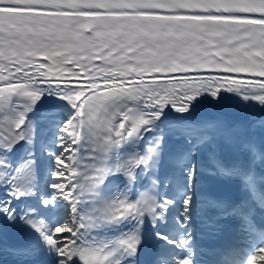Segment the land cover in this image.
<instances>
[{
    "label": "snow or ice",
    "instance_id": "snow-or-ice-1",
    "mask_svg": "<svg viewBox=\"0 0 264 264\" xmlns=\"http://www.w3.org/2000/svg\"><path fill=\"white\" fill-rule=\"evenodd\" d=\"M0 226L14 264H264V0H0Z\"/></svg>",
    "mask_w": 264,
    "mask_h": 264
},
{
    "label": "bare ground",
    "instance_id": "bare-ground-1",
    "mask_svg": "<svg viewBox=\"0 0 264 264\" xmlns=\"http://www.w3.org/2000/svg\"><path fill=\"white\" fill-rule=\"evenodd\" d=\"M214 113L216 115H220V113H217L215 111H212V110H204L200 113V117L199 118H202V119H207L209 116L210 113ZM248 113L245 112V111H242V110H234V109H230V110H226L224 112V116L226 119L228 120H246L248 118Z\"/></svg>",
    "mask_w": 264,
    "mask_h": 264
}]
</instances>
